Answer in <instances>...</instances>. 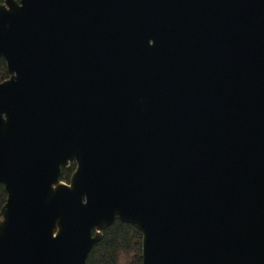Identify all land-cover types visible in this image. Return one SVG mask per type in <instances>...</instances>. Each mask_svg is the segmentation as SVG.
<instances>
[{"label":"water","instance_id":"water-1","mask_svg":"<svg viewBox=\"0 0 264 264\" xmlns=\"http://www.w3.org/2000/svg\"><path fill=\"white\" fill-rule=\"evenodd\" d=\"M0 58V264H264V0H3Z\"/></svg>","mask_w":264,"mask_h":264},{"label":"trees","instance_id":"trees-1","mask_svg":"<svg viewBox=\"0 0 264 264\" xmlns=\"http://www.w3.org/2000/svg\"><path fill=\"white\" fill-rule=\"evenodd\" d=\"M7 77L5 61L0 58V80ZM74 168V162L68 167H64L59 176L60 180L69 181ZM6 197V189L0 183V210ZM86 264H142V235L140 231L135 225L116 219L102 229L100 240L92 245L87 254Z\"/></svg>","mask_w":264,"mask_h":264},{"label":"flooded vegetation","instance_id":"flooded-vegetation-1","mask_svg":"<svg viewBox=\"0 0 264 264\" xmlns=\"http://www.w3.org/2000/svg\"><path fill=\"white\" fill-rule=\"evenodd\" d=\"M2 2H3V0H0V3H2ZM73 162L75 163V168H76V162H75L74 160H71V161L69 162V165H70L71 163H73ZM69 165H68V166H69ZM68 166H66V167H68ZM63 168H64V167L61 168V171H62ZM75 168H74V170H75ZM74 170H73V171H74ZM60 173H61V172H60ZM72 173H73V172H72ZM72 173H71V175H72ZM71 175H70V177H71ZM59 176H60V175H59ZM59 180H60V178H59ZM69 180H70V178H69ZM60 181H62V182H64V183H69V181H63V180H60ZM0 183H2V182H0ZM2 184H3V183H2ZM3 185H4V184H3ZM4 187H5V185H4Z\"/></svg>","mask_w":264,"mask_h":264}]
</instances>
